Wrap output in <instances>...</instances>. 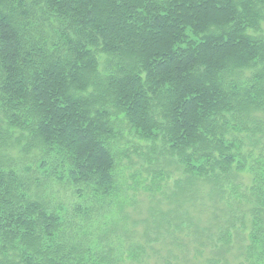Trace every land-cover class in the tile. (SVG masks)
Wrapping results in <instances>:
<instances>
[{"label":"trees","instance_id":"1","mask_svg":"<svg viewBox=\"0 0 264 264\" xmlns=\"http://www.w3.org/2000/svg\"><path fill=\"white\" fill-rule=\"evenodd\" d=\"M263 24L264 0H0V264H222L228 197L264 256Z\"/></svg>","mask_w":264,"mask_h":264},{"label":"rangeland","instance_id":"2","mask_svg":"<svg viewBox=\"0 0 264 264\" xmlns=\"http://www.w3.org/2000/svg\"><path fill=\"white\" fill-rule=\"evenodd\" d=\"M264 25V24H263ZM262 117H264V113L261 114ZM128 134V133H127ZM136 139L134 137H130V141L132 144H135ZM133 155V154H132ZM239 179L237 180L238 183H241L240 185V190H238V195H240L241 193H245L246 195L248 194V191L246 190V188L250 185V175L246 172H242V174L239 175L238 177ZM173 179H170L168 181V185H170L172 183ZM131 183V181L129 180L128 184ZM69 187L65 184H54V190L56 191V196L60 199V201H63L64 204H67L68 207H70L73 202L76 200V194L75 192L72 193L71 190L68 189ZM129 193V197H128V202L126 201L124 205V210L125 212H127L130 215L129 220L127 218L123 219V220H128L127 224H125L127 227L128 225L131 226L130 224L132 223V221L134 220L136 224L133 227V229H135L136 233H141L143 231V227L146 223V221L144 223H142L143 218H147L149 215V207H151L153 205V203L156 201V199L154 198L152 200V198L148 195L147 192H145L144 189H140V187L138 186L137 188L135 187H130L129 190H127ZM229 195H227L228 197ZM160 197L159 194H156V198ZM121 198H123L122 194H121ZM233 198V197H232ZM235 200H231L230 197H228L226 199V202H228L230 204H223L222 207L223 209L227 212V214H229L230 212L231 215H235L237 217L238 220H236V222L234 223V227L229 228V236L228 241L226 243V247H227V256L224 258V261H220L223 262L222 264H264V256L262 253L258 254V252L253 251V250H249V245L252 244V241H250V216L248 213L249 210V205L247 204V202L244 201H239L238 199L234 198ZM228 200V201H227ZM108 210L110 212L114 211V207L109 206ZM209 215H207V213L203 214L202 217L205 219H207ZM103 218V217H102ZM104 220L106 218H103ZM110 219V218H109ZM150 221V219H149ZM110 222L109 220L106 222L108 223ZM130 223V224H129ZM182 237H180L182 239V243L183 242H188V237L187 234L188 232L186 231V229L182 230ZM123 235V234H122ZM180 236L178 232H176V236ZM123 245L125 246H129L128 244H126V238L125 235H123ZM131 239L136 240L138 238V235H136V237L131 234ZM188 244V243H186ZM190 244V257L192 256V248H193V244ZM154 248L157 249V252L155 253H150L149 252V263L153 264V262L155 261V259L158 260V264H175V261L173 260V256L172 255H178V253L180 252V250L178 248L173 247L172 245H162L159 242L155 243L154 242ZM148 248V247H147ZM169 249L171 251V255H168L167 252ZM209 252L206 250L201 258H208ZM162 257H166L164 260L161 259ZM167 260L169 261L168 263ZM182 262V261H181ZM186 264H193V262H189ZM198 264H207L204 262V260H201V262H199ZM221 264V263H218Z\"/></svg>","mask_w":264,"mask_h":264}]
</instances>
